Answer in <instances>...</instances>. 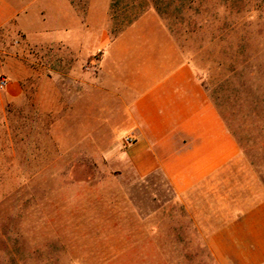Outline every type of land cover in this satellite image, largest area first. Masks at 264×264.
<instances>
[{
  "label": "crops",
  "instance_id": "crops-1",
  "mask_svg": "<svg viewBox=\"0 0 264 264\" xmlns=\"http://www.w3.org/2000/svg\"><path fill=\"white\" fill-rule=\"evenodd\" d=\"M116 7L0 0V20L14 14L30 48L16 59L6 99L22 96L28 73L52 71L36 85L52 89L54 102L61 87L63 141L112 152L128 210L158 232L160 248H201L214 264H264V159L239 142L160 18L129 12L113 33Z\"/></svg>",
  "mask_w": 264,
  "mask_h": 264
},
{
  "label": "rangeland",
  "instance_id": "rangeland-1",
  "mask_svg": "<svg viewBox=\"0 0 264 264\" xmlns=\"http://www.w3.org/2000/svg\"><path fill=\"white\" fill-rule=\"evenodd\" d=\"M129 12L160 18L239 142L264 159V0H117L110 31ZM14 18L0 20V264H214L201 248L158 246L128 210L110 150L63 141L61 87L54 102L36 85L52 71L28 73L22 96L6 99L30 49Z\"/></svg>",
  "mask_w": 264,
  "mask_h": 264
},
{
  "label": "clouds",
  "instance_id": "clouds-1",
  "mask_svg": "<svg viewBox=\"0 0 264 264\" xmlns=\"http://www.w3.org/2000/svg\"><path fill=\"white\" fill-rule=\"evenodd\" d=\"M66 202H67V205L69 207L74 206L77 202V198H76L75 194L70 195ZM76 264H82V261H77Z\"/></svg>",
  "mask_w": 264,
  "mask_h": 264
},
{
  "label": "built area",
  "instance_id": "built-area-1",
  "mask_svg": "<svg viewBox=\"0 0 264 264\" xmlns=\"http://www.w3.org/2000/svg\"><path fill=\"white\" fill-rule=\"evenodd\" d=\"M4 85H5V81H2V82L0 83V86L3 87ZM129 142H131V139H129V138H125V139H124V143H125V144H127V143H129Z\"/></svg>",
  "mask_w": 264,
  "mask_h": 264
}]
</instances>
